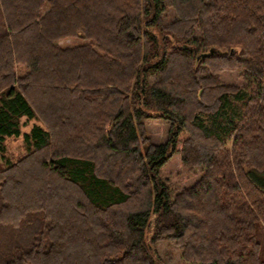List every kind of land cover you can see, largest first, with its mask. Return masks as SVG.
Masks as SVG:
<instances>
[{
    "label": "trees",
    "instance_id": "obj_1",
    "mask_svg": "<svg viewBox=\"0 0 264 264\" xmlns=\"http://www.w3.org/2000/svg\"><path fill=\"white\" fill-rule=\"evenodd\" d=\"M0 92V140L27 144L0 167V264H165L162 241L264 264V0H0ZM183 132L203 173L172 195L159 169Z\"/></svg>",
    "mask_w": 264,
    "mask_h": 264
},
{
    "label": "rangeland",
    "instance_id": "obj_2",
    "mask_svg": "<svg viewBox=\"0 0 264 264\" xmlns=\"http://www.w3.org/2000/svg\"><path fill=\"white\" fill-rule=\"evenodd\" d=\"M175 18V15L171 9H167L165 12L164 21L168 22ZM80 43L79 39L68 38L58 41V44L71 46ZM20 72H23L22 67L18 68ZM150 81L153 80L151 77ZM220 80L226 84H236L248 91H256L258 88L257 81L247 76L241 71H224L220 74ZM3 92H0V95ZM31 121H19L23 124L21 128V134L27 132L33 123L43 125L39 118ZM170 123L164 120L148 119L144 121V129L147 137L153 143H164L168 139V129ZM186 137V134L180 133V142L176 145V150L172 156L165 162L159 169V175L161 179L168 185L170 192L173 194L178 193L183 188L192 186L197 179L202 175L203 170L201 167L192 166L187 168L181 155L182 140ZM27 152V144L23 140L22 136H9L0 140V167L7 166L8 162H15L21 158ZM156 254L165 262V264H193L187 263L181 258V251L172 242H158L155 246Z\"/></svg>",
    "mask_w": 264,
    "mask_h": 264
},
{
    "label": "crops",
    "instance_id": "obj_3",
    "mask_svg": "<svg viewBox=\"0 0 264 264\" xmlns=\"http://www.w3.org/2000/svg\"><path fill=\"white\" fill-rule=\"evenodd\" d=\"M36 117H32V118H27V117H25V116H21L20 118H19V121L20 120H22V121H31V120H36L35 119ZM41 126V125H39L38 123H33L31 126H30V128H29V130L27 131V132H24V133H29L30 132V130L34 127V126ZM22 126H23V124H20V126H19V129H20V132H21V128H22Z\"/></svg>",
    "mask_w": 264,
    "mask_h": 264
}]
</instances>
